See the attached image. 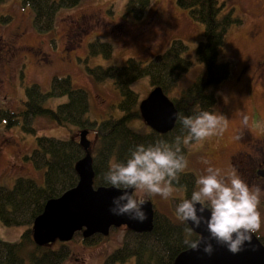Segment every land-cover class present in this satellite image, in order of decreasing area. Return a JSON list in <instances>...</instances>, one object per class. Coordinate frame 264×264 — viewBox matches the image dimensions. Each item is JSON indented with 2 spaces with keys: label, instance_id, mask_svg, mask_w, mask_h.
I'll list each match as a JSON object with an SVG mask.
<instances>
[{
  "label": "rangeland",
  "instance_id": "374dc122",
  "mask_svg": "<svg viewBox=\"0 0 264 264\" xmlns=\"http://www.w3.org/2000/svg\"><path fill=\"white\" fill-rule=\"evenodd\" d=\"M128 0H80L72 8L57 12L53 32L37 33L32 26V12L22 6L19 0L0 4V109L20 111L25 99V89L37 84L47 90L53 77L68 76L76 88L88 93L91 121L97 123L108 117H119L117 104L120 100L111 80L96 82L87 74V68L124 66L128 58L143 63L161 54L174 39L183 41L189 48L185 57L193 62L192 68L180 79L168 94V99L179 96L202 70L195 61L194 50L203 40L202 26L191 21L175 0H152L140 20L125 15ZM226 7H232L242 24L233 26L225 35L224 45L218 61L231 63V74L217 90V103L213 112L223 115L227 127L222 135L211 136L204 141H193L187 145V167L183 172H193L196 177L204 174V161L222 169L235 168L242 145L241 129H247L255 141L264 139V89L262 80L253 71L240 70L248 62L261 61L264 56V0H218ZM19 35L17 38H15ZM98 40L110 44L112 53L89 54V45ZM2 44H14L11 54H3ZM241 76V77H240ZM139 97L145 100L151 92L146 78L131 84ZM65 98L50 99L45 107L55 108ZM249 118L243 123V117ZM253 118L257 120L253 121ZM139 127L141 122L131 123ZM36 133H23L20 126L6 129L0 122V186L11 187L17 178L34 179L42 184V171L35 170L25 160L35 147L38 136L62 140H78L79 132L73 126H59L56 123L37 118ZM88 150L93 155L98 142L94 128L88 130ZM239 173V172H238ZM240 174V173H239ZM261 183V182H259ZM172 195L164 199L152 195L148 201L154 210L174 219L170 208L172 198H182L183 191L173 187ZM259 211L262 216L261 228L256 232L264 235V196ZM23 227H5L0 223V241L16 242ZM125 227L116 228L98 245L83 246L71 240L67 245L71 257L65 264H102L103 259L116 249L124 236ZM126 264H134L131 258Z\"/></svg>",
  "mask_w": 264,
  "mask_h": 264
},
{
  "label": "trees",
  "instance_id": "16d2710c",
  "mask_svg": "<svg viewBox=\"0 0 264 264\" xmlns=\"http://www.w3.org/2000/svg\"><path fill=\"white\" fill-rule=\"evenodd\" d=\"M9 0H0L5 3ZM22 6L32 12V26L37 33L53 32L57 12L62 8L75 7L80 0H19ZM152 0H128L125 15L140 20ZM176 5L185 11L189 19L202 26L203 40L194 50L195 61L202 65L195 80L179 96L169 99L176 111V119L171 130L158 133L147 126L140 116L138 94L131 84L146 78L151 90L160 89L165 97L177 86L182 76L193 66L185 55L188 46L179 39L170 42L168 48L143 63L128 58L124 66L87 68L92 80H111L120 100L117 104L119 117H108L100 122L91 121L88 93L76 88L68 76L53 77L49 88L42 90L37 84L25 89V99L20 111L0 109V122L6 129L20 126L23 133L35 134L37 118L48 119L59 126H73L78 132L95 129L98 145L91 157L93 171L92 186L111 187L105 184L103 174L110 163L123 161L129 150L137 144H150L159 140L173 142L177 136H186L179 115L194 114L197 106L201 110L213 111L217 103V90L231 74L229 61H218L221 47L227 32L242 24L241 17L232 7L218 0H175ZM102 53L108 57L112 53L110 44L94 41L89 45V54ZM65 98L51 109L44 106L50 99ZM141 125L134 127L132 122ZM193 142V141H192ZM191 143V142H190ZM189 144V143H188ZM181 144L186 158L187 145ZM78 140H62L38 136L35 147L25 160L37 171H42V184L30 178H17L11 187L0 186V223L5 227H23L18 241H0V264H65L71 257L67 242L55 241L45 246L34 244L31 230L34 220L43 212L47 201L60 197L76 186L78 174L76 164L85 156ZM196 175L193 172H180L173 187L183 191L182 198H172L170 208L174 219L154 210L152 228L149 232L136 233L125 230L120 245L112 250L102 264H126L134 258V264H173L175 257L188 249L184 243V224L175 215L176 205L190 196L195 188ZM115 228H110L109 233ZM197 235V234H196ZM198 236V235H197ZM264 246V235H259ZM106 236L99 234L87 238L76 232L72 238L83 246H96Z\"/></svg>",
  "mask_w": 264,
  "mask_h": 264
},
{
  "label": "clouds",
  "instance_id": "9594fccd",
  "mask_svg": "<svg viewBox=\"0 0 264 264\" xmlns=\"http://www.w3.org/2000/svg\"><path fill=\"white\" fill-rule=\"evenodd\" d=\"M178 118L186 136H177L173 142L137 144L125 160L110 163L103 180L119 191L109 209L113 215L145 222L148 198L152 195L169 198L178 174L187 167L181 144L222 135L227 127L223 115L198 106L194 114H178ZM248 120L245 115L243 123L246 125ZM204 164V174L196 179L190 196L175 207L177 219L185 225L183 243L209 256L215 251L214 243L237 254L251 244L253 233L261 228L259 206L264 188L250 186L234 167L225 170L207 160ZM201 227L207 236L196 235V229Z\"/></svg>",
  "mask_w": 264,
  "mask_h": 264
},
{
  "label": "water",
  "instance_id": "95a60500",
  "mask_svg": "<svg viewBox=\"0 0 264 264\" xmlns=\"http://www.w3.org/2000/svg\"><path fill=\"white\" fill-rule=\"evenodd\" d=\"M139 111L144 123L158 133L171 130L176 119V111L171 101L158 88L153 89L140 103ZM87 133L82 131L78 135V144L86 153L75 167L79 178L76 186L60 197L47 201L43 212L34 220L31 236L37 246H45L55 241L69 242L76 232H81L87 238L94 234L107 236L110 228L121 226L136 233L149 232L152 228L154 210L149 201L145 205L148 219L139 223L125 216H115L109 211L113 197L119 195L117 189L93 188ZM196 234L208 235L203 227L196 229ZM214 247L215 251L211 256L202 250L188 248L175 257L173 264H264V246L254 233L251 244L237 254L215 243Z\"/></svg>",
  "mask_w": 264,
  "mask_h": 264
},
{
  "label": "flooded vegetation",
  "instance_id": "af4514ba",
  "mask_svg": "<svg viewBox=\"0 0 264 264\" xmlns=\"http://www.w3.org/2000/svg\"><path fill=\"white\" fill-rule=\"evenodd\" d=\"M17 35L15 38H17ZM4 48L3 54H11L15 47L14 44H2ZM253 71L254 76L258 75L257 78L262 80L264 89V56L261 61L255 63L248 62L245 67L240 70V75L243 76V71ZM241 77V76H240ZM257 118H253L252 125L254 128L255 121ZM254 121V123H253ZM242 145L244 148L249 149L250 152L241 149V153L238 156L237 162H235V169L240 173L241 177L250 186H260L264 188V139L255 141L252 139L249 131L244 128L241 129ZM261 182V183H259ZM255 236L259 239V235L255 232Z\"/></svg>",
  "mask_w": 264,
  "mask_h": 264
}]
</instances>
